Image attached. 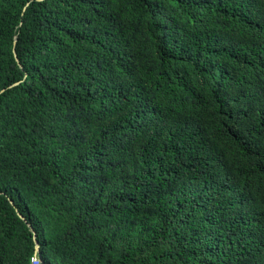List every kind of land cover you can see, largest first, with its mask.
<instances>
[{
    "label": "trees",
    "instance_id": "trees-1",
    "mask_svg": "<svg viewBox=\"0 0 264 264\" xmlns=\"http://www.w3.org/2000/svg\"><path fill=\"white\" fill-rule=\"evenodd\" d=\"M16 211L43 264H264V0H0V264Z\"/></svg>",
    "mask_w": 264,
    "mask_h": 264
},
{
    "label": "water",
    "instance_id": "water-1",
    "mask_svg": "<svg viewBox=\"0 0 264 264\" xmlns=\"http://www.w3.org/2000/svg\"><path fill=\"white\" fill-rule=\"evenodd\" d=\"M38 1H41V0H38ZM28 5H29V4H27L26 6H28ZM26 6H25L24 10L26 9ZM15 44H16V41L14 40L13 54H14L15 60H16V62L18 63V65H19L20 67H22L21 64H20V62H19V59H18V57H17L16 51H15ZM9 201H10V203H11L12 206H15L14 201H13L11 198H9ZM16 212H17V215H18V216H19L24 222L27 223V220L23 217V215H22L19 211H16ZM27 226L29 227L30 231L33 233V240H34V242H35V253H36L37 255H40V246H39V243H38V240H37V236H36V234H35V232H34L32 226H31V224H30V223H27Z\"/></svg>",
    "mask_w": 264,
    "mask_h": 264
},
{
    "label": "built area",
    "instance_id": "built-area-1",
    "mask_svg": "<svg viewBox=\"0 0 264 264\" xmlns=\"http://www.w3.org/2000/svg\"><path fill=\"white\" fill-rule=\"evenodd\" d=\"M30 263L31 264H43V261L39 255L34 253L31 258H30Z\"/></svg>",
    "mask_w": 264,
    "mask_h": 264
}]
</instances>
